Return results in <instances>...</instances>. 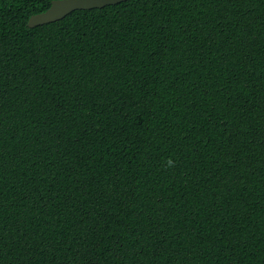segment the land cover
<instances>
[{"label": "trees", "instance_id": "obj_1", "mask_svg": "<svg viewBox=\"0 0 264 264\" xmlns=\"http://www.w3.org/2000/svg\"><path fill=\"white\" fill-rule=\"evenodd\" d=\"M51 2L0 0V264H264V0Z\"/></svg>", "mask_w": 264, "mask_h": 264}, {"label": "water", "instance_id": "obj_2", "mask_svg": "<svg viewBox=\"0 0 264 264\" xmlns=\"http://www.w3.org/2000/svg\"><path fill=\"white\" fill-rule=\"evenodd\" d=\"M125 0H52L49 7L41 12L32 14L27 25L30 27L52 22L63 18L75 9L100 8L109 4H116Z\"/></svg>", "mask_w": 264, "mask_h": 264}, {"label": "clouds", "instance_id": "obj_3", "mask_svg": "<svg viewBox=\"0 0 264 264\" xmlns=\"http://www.w3.org/2000/svg\"><path fill=\"white\" fill-rule=\"evenodd\" d=\"M166 166L167 167L174 166V161L171 158H168L167 161H166Z\"/></svg>", "mask_w": 264, "mask_h": 264}]
</instances>
